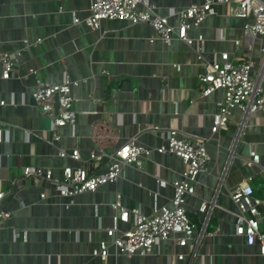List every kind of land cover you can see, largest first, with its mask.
<instances>
[{
	"label": "crops",
	"instance_id": "1",
	"mask_svg": "<svg viewBox=\"0 0 264 264\" xmlns=\"http://www.w3.org/2000/svg\"><path fill=\"white\" fill-rule=\"evenodd\" d=\"M149 1L176 24V13L205 0ZM90 6L91 0H0V53L18 55L10 79L2 78L0 63V210L12 212L0 229V264H264L259 247L236 235L238 207L231 198L236 186L249 182L264 199V112L235 108L228 127L213 133L224 92L204 97L198 89L204 65L222 52L252 59L253 75L264 85V36L244 34L253 18L233 16L229 3L218 4L217 13L189 33L195 40L204 37L201 60L197 45L179 39L165 44L147 23L115 19L93 29L85 22ZM66 75L80 81L72 88L77 124L61 128L54 143L52 119L32 94L38 81L60 84ZM171 129L207 142L208 169L198 178L197 195L185 203L198 228L195 237L180 246L174 235L145 255H120L112 247L107 260L94 257L114 226L115 203L145 215L172 205L171 183L181 178L185 163L155 150L167 143ZM133 138L154 149L143 168L127 165L117 181L96 191L69 199L47 181L24 177L26 167L51 170L58 179L67 167L106 173L108 160L98 167L86 160L93 152L115 153ZM61 149H78L81 160L61 157ZM252 151L259 163H251ZM158 179L169 184L162 187ZM210 201V212L203 213L202 204Z\"/></svg>",
	"mask_w": 264,
	"mask_h": 264
},
{
	"label": "built area",
	"instance_id": "2",
	"mask_svg": "<svg viewBox=\"0 0 264 264\" xmlns=\"http://www.w3.org/2000/svg\"><path fill=\"white\" fill-rule=\"evenodd\" d=\"M220 3L230 4V14L240 18H253L244 28L247 37L264 36V0H205L202 4H192L178 13L177 23H170L169 17L157 12V6L149 0H91L90 15L85 20L93 29H100L106 20L122 19L136 25L147 23L153 27L158 37L170 45L179 39L188 45L199 49V59L202 60L204 37L198 39L190 37V31L199 27L209 16L217 13L216 6ZM75 22L80 19L75 15ZM155 38L150 39L154 43ZM25 45L30 44L25 40ZM38 42V41H37ZM241 40H235L237 47L241 46ZM264 51V50H263ZM18 55L8 51L0 53L2 65V78L10 79L15 72ZM254 61L252 59H240L238 53L222 52L215 61L204 65V70L198 76V89L204 97L210 96L216 91L224 92L223 99L218 103L219 110L214 117L212 128L217 133L228 127L233 110L241 108L247 112H264V85L262 77L253 75ZM80 81L71 79L66 75L60 84H52L38 81L33 91L35 99L41 110L48 115L53 122V141H60V129L65 126L75 127L77 124L76 102L72 94V88L78 86ZM56 96L59 97V109H56ZM5 102L2 101L1 105ZM161 154H174L185 163V169L181 178L174 181V197L171 206L157 208L151 215H145L139 208L124 207L119 201L113 205L115 209L114 226L106 229L108 240L101 239L99 247L93 250L94 257L107 260L111 255V248L120 255H145L150 253L159 242H166L172 236L178 235L177 244L189 245L197 232V225L189 218L185 206L186 197L197 195L196 185L201 174L208 169L210 156L207 150V142L200 137H188L177 129H171L167 133V143L155 149ZM153 148L141 145L137 138L128 141L115 153L93 152L86 160L87 164L98 167L102 161L108 160L109 169L103 174H90L86 167L64 170L62 179L54 177L51 170L26 167L25 178H34L37 181H47L64 198L73 199L85 192H93L110 182L117 181L125 166L133 165L139 169L144 166V159L149 158ZM61 157H72L81 160L78 149H61ZM251 163H259L260 156L256 151L251 152ZM160 186L165 187L169 183L164 179H158ZM255 187L249 182H243L231 191V198L238 207L236 213V235L245 237L248 245L258 246L260 254L264 256V229L261 220L264 214L260 206H264V199L255 196ZM4 192H0L3 198ZM41 198H47L43 193ZM205 202L201 206L203 213H209L210 204ZM12 212L0 210V229H3ZM120 223L130 225L128 230H122ZM19 236L18 231H14ZM195 244L191 245L194 249ZM183 259V255H179Z\"/></svg>",
	"mask_w": 264,
	"mask_h": 264
},
{
	"label": "water",
	"instance_id": "3",
	"mask_svg": "<svg viewBox=\"0 0 264 264\" xmlns=\"http://www.w3.org/2000/svg\"><path fill=\"white\" fill-rule=\"evenodd\" d=\"M56 101H57V103H56V109L58 110L59 109V97L58 96H56Z\"/></svg>",
	"mask_w": 264,
	"mask_h": 264
}]
</instances>
